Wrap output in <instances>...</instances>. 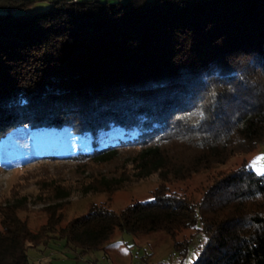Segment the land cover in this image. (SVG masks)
Segmentation results:
<instances>
[{
    "label": "trees",
    "instance_id": "trees-1",
    "mask_svg": "<svg viewBox=\"0 0 264 264\" xmlns=\"http://www.w3.org/2000/svg\"><path fill=\"white\" fill-rule=\"evenodd\" d=\"M33 2L0 0V137L20 123L67 127L92 142L67 157L109 161L125 150L136 178L164 182L264 138V0ZM163 186L120 211L93 204L57 235L91 250L116 230L174 236L201 223L192 264H264V174L243 163L199 206ZM1 225L0 264H28L42 238L12 210Z\"/></svg>",
    "mask_w": 264,
    "mask_h": 264
},
{
    "label": "rangeland",
    "instance_id": "rangeland-1",
    "mask_svg": "<svg viewBox=\"0 0 264 264\" xmlns=\"http://www.w3.org/2000/svg\"><path fill=\"white\" fill-rule=\"evenodd\" d=\"M33 1V8L45 9L55 0ZM91 146L88 134L28 123L16 124L0 137V230L3 212L12 210L42 238L27 248L28 264H192L205 241L201 223L174 236L163 230L136 234L116 230L100 248L91 250L59 237L55 229L87 213L93 204L120 211L134 201L151 200L162 185L167 193L185 196L199 206L209 186L243 163L264 174V138L251 149H230L223 161L210 162L183 179L167 182L158 173L136 178L125 150L109 161L79 162L64 155ZM53 210L60 221L44 237L41 228ZM187 240L183 248L176 244Z\"/></svg>",
    "mask_w": 264,
    "mask_h": 264
}]
</instances>
